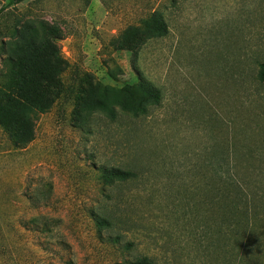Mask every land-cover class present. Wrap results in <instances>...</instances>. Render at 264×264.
<instances>
[{"label":"rangeland","instance_id":"374dc122","mask_svg":"<svg viewBox=\"0 0 264 264\" xmlns=\"http://www.w3.org/2000/svg\"><path fill=\"white\" fill-rule=\"evenodd\" d=\"M10 1L0 264H228L264 243V0ZM33 28L65 70L22 145V123L6 117L24 81L10 45ZM89 76L116 89L142 78L161 98L138 114L85 115ZM115 170L136 178L107 179Z\"/></svg>","mask_w":264,"mask_h":264},{"label":"trees","instance_id":"16d2710c","mask_svg":"<svg viewBox=\"0 0 264 264\" xmlns=\"http://www.w3.org/2000/svg\"><path fill=\"white\" fill-rule=\"evenodd\" d=\"M28 0H11L10 5H19ZM10 50L16 52V56H9L10 62H16L20 68V73L24 79L18 91L19 98L8 99L7 109L9 122L22 123L19 140L22 145L31 143L35 138V118L39 114L46 113L53 106L51 97L52 87L59 84L56 82L57 75L65 70V60L58 51L52 52V48L57 45L46 36H41L36 28L23 32L11 43ZM29 79H26L27 77ZM261 76L264 78V64L261 65ZM89 84L83 89L80 97L79 107L81 113L89 115L100 112L111 119L116 117L117 111L123 113L138 114L144 110L146 103H158L161 98V91L151 86L148 82L140 78V81L128 89H116L109 86L103 87L100 84H93L91 77H87ZM17 87V86H16ZM1 116V113H0ZM4 117V116H3ZM4 124V120L0 119ZM18 136V135H17ZM107 179L127 182L136 176L130 172L108 171ZM102 223H107L101 220ZM264 243L254 246L248 244L246 247L240 246L242 253L240 259H230L228 264H264ZM131 264H154L148 258L137 260Z\"/></svg>","mask_w":264,"mask_h":264}]
</instances>
